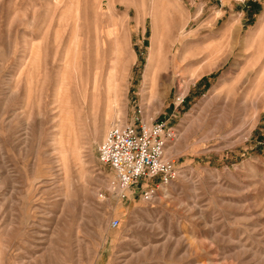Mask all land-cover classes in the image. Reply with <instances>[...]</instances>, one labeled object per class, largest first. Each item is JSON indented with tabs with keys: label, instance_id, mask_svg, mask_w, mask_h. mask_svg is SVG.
Returning a JSON list of instances; mask_svg holds the SVG:
<instances>
[{
	"label": "rangeland",
	"instance_id": "obj_1",
	"mask_svg": "<svg viewBox=\"0 0 264 264\" xmlns=\"http://www.w3.org/2000/svg\"><path fill=\"white\" fill-rule=\"evenodd\" d=\"M140 112L151 201L98 160ZM0 264H264V0H0Z\"/></svg>",
	"mask_w": 264,
	"mask_h": 264
},
{
	"label": "built area",
	"instance_id": "obj_2",
	"mask_svg": "<svg viewBox=\"0 0 264 264\" xmlns=\"http://www.w3.org/2000/svg\"><path fill=\"white\" fill-rule=\"evenodd\" d=\"M135 123L112 127L98 148L100 164L114 172L115 188L125 197L132 187L140 185L143 198L151 201L161 187L179 178V168L168 156V147L177 137L167 123L160 120L147 122L143 113ZM118 228L119 220H113Z\"/></svg>",
	"mask_w": 264,
	"mask_h": 264
},
{
	"label": "bare ground",
	"instance_id": "obj_3",
	"mask_svg": "<svg viewBox=\"0 0 264 264\" xmlns=\"http://www.w3.org/2000/svg\"><path fill=\"white\" fill-rule=\"evenodd\" d=\"M170 149H171V147L168 148L167 153H168V156L172 157V156L170 155Z\"/></svg>",
	"mask_w": 264,
	"mask_h": 264
}]
</instances>
